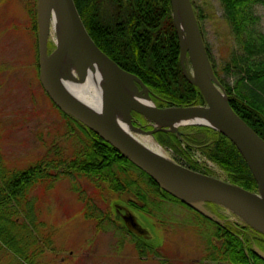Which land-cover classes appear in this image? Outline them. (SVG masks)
<instances>
[{"label": "trees", "instance_id": "16d2710c", "mask_svg": "<svg viewBox=\"0 0 264 264\" xmlns=\"http://www.w3.org/2000/svg\"><path fill=\"white\" fill-rule=\"evenodd\" d=\"M219 1L243 51L241 57L233 59L238 74L234 87L224 82L215 67L211 51L208 48L207 51L217 77L225 86L230 105L264 139V31L259 30V17L254 13V6L264 3V0ZM192 2L199 21L202 13L197 9L195 0ZM75 3L96 44L123 69L144 81L157 106L205 105L200 89L184 75L170 0H75ZM30 10L33 16L32 29L37 33V0L34 9ZM54 48L50 44V51ZM59 111L71 131L77 127L84 135H81L84 140L81 147L72 151L71 157L61 161L64 169L72 168L79 174L98 177L104 184L108 182L109 189L116 191V195L124 197L133 194L134 200L129 198L124 202L143 214L153 216V206L161 209L163 201L155 200L152 196L184 205L162 190L147 173L115 147L81 122ZM156 138L162 145L185 155L188 167L210 174L189 159L191 148L179 147L181 138L175 133L160 131ZM182 140L199 145L202 153L224 171L229 182L250 191H258L257 181L247 162L225 135L208 126L191 125L186 127L185 133L182 132ZM54 159L41 160L23 170L10 169L0 151V257L7 259L6 264H14V260L17 264H37L33 255L43 251L38 245L36 251L27 252V247L30 249L40 241L31 232L30 222L20 219V216L24 212L22 206L34 188L43 183L48 184L46 189L54 186L58 176L56 172L60 169ZM143 183L152 190L145 191L141 186ZM109 211L107 217L115 221L114 211ZM86 215L91 218L87 211ZM199 216L215 225L213 237L209 239L211 245L204 258L221 264H264L253 250L254 244L264 250L263 234L249 226L230 222L219 225ZM23 227L30 232L24 233ZM120 228L133 236L124 226ZM21 232L22 235H19ZM134 238L141 252L148 250L150 254L156 253L154 247ZM6 247L16 255L7 257L6 253L10 255V251Z\"/></svg>", "mask_w": 264, "mask_h": 264}, {"label": "rangeland", "instance_id": "374dc122", "mask_svg": "<svg viewBox=\"0 0 264 264\" xmlns=\"http://www.w3.org/2000/svg\"><path fill=\"white\" fill-rule=\"evenodd\" d=\"M35 2L0 0L1 154L10 169L23 170L41 160L54 158L60 166L54 186L46 189L48 184L43 183L34 188L22 206L24 212L20 219L30 222L31 232L41 243L30 249L27 247V252L36 251L38 245L43 248L42 252L33 255L37 264H221L204 258L215 225L204 221L193 210L152 196L163 201L160 210L153 206V216L144 213L150 219L158 245L155 254L148 250L141 252L135 238L120 228L123 223L116 224L106 215L109 210L113 211V201L134 200L135 196L116 195V191L109 189L108 182L104 184L98 177L79 174L72 168L64 169L61 161L81 147L84 142L81 135H84L77 127L71 131L60 109L55 108L41 85L37 67L38 30L36 33L32 29L30 10L34 9ZM195 3L202 13L199 24L215 67L224 82L234 87L238 74L233 59L243 53L234 29L219 0H195ZM254 13L259 17V30L264 31V3L256 4ZM51 42L54 43L53 36ZM187 126H181L180 132L185 133ZM180 136L178 146L191 148L189 159L206 167L200 146L187 143L182 140V134ZM138 137L146 143L144 139L152 136ZM163 147L169 158L188 160L174 149ZM207 171L226 178L223 170L214 163ZM141 186L145 191L152 190L146 188L145 183ZM86 211L91 218L87 217ZM220 212L233 222H241L223 207ZM30 230L23 227L22 231ZM6 249L10 251L6 256L11 258L15 253ZM6 261L1 258L0 264H6ZM14 264H17L15 260Z\"/></svg>", "mask_w": 264, "mask_h": 264}, {"label": "water", "instance_id": "95a60500", "mask_svg": "<svg viewBox=\"0 0 264 264\" xmlns=\"http://www.w3.org/2000/svg\"><path fill=\"white\" fill-rule=\"evenodd\" d=\"M173 22L180 45V62L185 77L196 85L205 105L158 107L149 87L137 75L123 69L94 41L84 26L74 0H38V54L41 84L53 103L65 114L84 124L123 156L147 173L158 186L203 216L223 224L206 206L214 203L237 215L264 234V139L230 105L224 85L215 74L192 0H170ZM54 4L60 9L61 33L53 27ZM57 35L56 48L49 53L51 35ZM64 56L75 59L81 75L87 65L97 63L109 74L101 111L75 99L63 81ZM67 86V87H66ZM126 86L130 92L126 90ZM117 105L126 106L129 126L138 135L154 137L158 131L180 134V125H204L225 135L240 151L253 173L258 191H250L225 179L185 167L150 147L124 130L116 118ZM123 111V109H121ZM132 111L153 123L145 130L135 126ZM131 116V119H130ZM175 123H180L173 127ZM116 220L148 246L158 243L151 223L123 201H114ZM158 245V244H157ZM264 261V251L253 246Z\"/></svg>", "mask_w": 264, "mask_h": 264}, {"label": "bare ground", "instance_id": "6f19581e", "mask_svg": "<svg viewBox=\"0 0 264 264\" xmlns=\"http://www.w3.org/2000/svg\"><path fill=\"white\" fill-rule=\"evenodd\" d=\"M56 6L57 4H54L53 8H56ZM82 21L84 23L83 19ZM52 23H53V27L56 29V32L60 34L61 33L60 9L58 8L54 9V16L52 19ZM84 26L86 27L85 23ZM53 35L55 40H57V35H55L54 33ZM61 62H62L61 68L64 67L63 69H66V71L64 72L63 81L68 86L67 89L70 92V94L81 103L90 107L97 108L98 111H100L102 106L101 103L104 100V97L107 92V88L110 87V82H111V80L109 79L110 78L109 74L106 71V69H101L97 63H94L92 66H89L88 64L86 73L81 75L77 69V62L75 61V59L64 56ZM126 90L130 92L127 86H126ZM116 109H117L116 118L118 123L121 125V127L124 130L130 132L133 136L137 137V133L133 131L129 126L128 119L130 113L126 110L128 108H126V106L123 105H117ZM121 109H123V111ZM179 124L180 123H175L173 127H176V125ZM144 140L146 141V144L150 145L149 146L150 149H152L154 152L166 156V152L163 149V147H161L158 143H156L152 137L145 138ZM142 142L145 143L143 140Z\"/></svg>", "mask_w": 264, "mask_h": 264}, {"label": "flooded vegetation", "instance_id": "af4514ba", "mask_svg": "<svg viewBox=\"0 0 264 264\" xmlns=\"http://www.w3.org/2000/svg\"><path fill=\"white\" fill-rule=\"evenodd\" d=\"M134 115V123L140 124L145 129H150L152 126V123L148 122L146 119H144L142 116L138 115L137 113H133ZM208 207L214 212L216 209L212 205H208ZM220 213V210H216Z\"/></svg>", "mask_w": 264, "mask_h": 264}]
</instances>
